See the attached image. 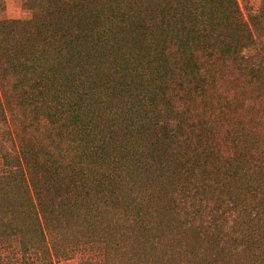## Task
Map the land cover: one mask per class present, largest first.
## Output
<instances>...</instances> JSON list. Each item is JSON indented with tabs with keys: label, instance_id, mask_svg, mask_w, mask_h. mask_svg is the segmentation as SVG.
I'll return each mask as SVG.
<instances>
[{
	"label": "trees",
	"instance_id": "16d2710c",
	"mask_svg": "<svg viewBox=\"0 0 264 264\" xmlns=\"http://www.w3.org/2000/svg\"><path fill=\"white\" fill-rule=\"evenodd\" d=\"M21 2L0 21L8 264H264V0Z\"/></svg>",
	"mask_w": 264,
	"mask_h": 264
},
{
	"label": "rangeland",
	"instance_id": "374dc122",
	"mask_svg": "<svg viewBox=\"0 0 264 264\" xmlns=\"http://www.w3.org/2000/svg\"><path fill=\"white\" fill-rule=\"evenodd\" d=\"M242 10L247 14V11L252 6H259L262 0H238ZM31 17L30 12L26 11L22 7L21 0H0V21L5 19H29ZM261 40L264 44V36H261ZM253 48L247 49L248 53H251ZM19 252L17 248L13 250L0 249V264H8L9 261L17 260ZM57 264H81L80 258L76 257L70 260H60Z\"/></svg>",
	"mask_w": 264,
	"mask_h": 264
}]
</instances>
